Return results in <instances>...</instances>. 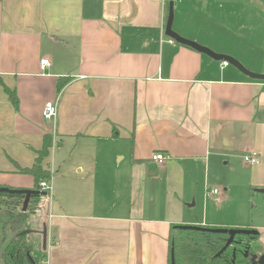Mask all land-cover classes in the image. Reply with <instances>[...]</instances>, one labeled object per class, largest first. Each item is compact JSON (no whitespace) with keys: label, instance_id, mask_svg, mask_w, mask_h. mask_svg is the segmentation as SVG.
<instances>
[{"label":"crops","instance_id":"crops-1","mask_svg":"<svg viewBox=\"0 0 264 264\" xmlns=\"http://www.w3.org/2000/svg\"><path fill=\"white\" fill-rule=\"evenodd\" d=\"M169 2L0 0V188L38 190L20 170L51 140L52 191L27 220L36 264H171L173 238L198 232L178 226L261 230L233 190L264 189V82L168 38ZM245 2L175 0L173 29L229 51L247 43Z\"/></svg>","mask_w":264,"mask_h":264},{"label":"trees","instance_id":"trees-1","mask_svg":"<svg viewBox=\"0 0 264 264\" xmlns=\"http://www.w3.org/2000/svg\"><path fill=\"white\" fill-rule=\"evenodd\" d=\"M7 93L14 97V94L6 88ZM51 140L45 139L43 149L39 152L36 163L32 168L21 169L20 172L34 177L37 189L39 184L51 176L48 170H44L42 164L49 156ZM25 202L24 195L0 193V220L6 215L4 229L18 232L16 239L11 240L1 255L4 264H34L30 256V246L26 241V235L20 234L28 229L27 220L29 216L38 209L39 197H32L26 213L22 212ZM223 236L205 232H183L180 236L174 237L172 248L175 250L177 264H226V255L220 260L213 259L221 250V238ZM186 239L192 242L189 243ZM188 243V244H186ZM174 244V246H173ZM171 248V251H172ZM36 264V263H35Z\"/></svg>","mask_w":264,"mask_h":264},{"label":"rangeland","instance_id":"rangeland-1","mask_svg":"<svg viewBox=\"0 0 264 264\" xmlns=\"http://www.w3.org/2000/svg\"><path fill=\"white\" fill-rule=\"evenodd\" d=\"M257 0H250L249 2H245L247 4V11H249V31L246 34L247 43H236V41H232V45L229 51L223 50V54H228L231 55L232 57L236 58L239 60L248 70L255 72V73H260L258 71H263L264 70V7L262 5H259L264 2H256ZM230 9V8H229ZM235 10L234 8H231ZM216 17L214 18L213 22V28H216V30H219L215 38H217L220 42L226 43L227 41L224 40L225 38V31H226V26L224 25L225 21H230V20H225L221 22V18L219 17V12L214 10L213 11ZM231 12L229 11H223L222 16L224 18L223 14H230ZM255 16H258L256 19L254 18ZM177 28V25L174 26V29ZM223 33V34H222ZM213 36H208L207 39ZM203 43H206L205 41H202ZM209 42V40H208ZM216 42V41H215ZM213 42V43H215ZM219 43V42H216ZM218 48L222 47L225 48L226 46L217 45ZM230 46V45H228ZM217 48V49H218ZM214 51V50H213ZM218 51H221L218 49ZM216 52V51H215ZM220 53V52H217ZM223 169H228L227 165H222ZM222 169V170H223ZM238 172L244 173L247 172V169L242 168L239 166L238 167ZM235 185L239 184H244L243 180L241 181H234ZM246 184V183H245ZM211 189L213 186L208 185ZM258 188H250V191L248 190V195L247 192H244L242 190H238V188H234L233 190V199L237 202H244L246 201L247 205H243L244 212L246 214V222L250 225H255L259 230V233L261 235L260 242H259V247L258 251L264 252V195L263 194H258L255 193V190ZM250 193V194H249ZM251 196V197H250ZM248 197L250 199L248 200ZM211 199V198H209ZM248 200V201H247ZM6 215L1 217L0 222L6 221ZM13 232L10 231L9 229L6 230V236L3 239V225L0 224V248L2 246H5L7 243V239L9 242V239L11 238V234ZM16 234L18 232H15ZM189 241V239H186ZM190 244H192L191 241H189ZM188 244V243H186ZM2 250H0L1 252ZM0 264H4L2 260H0Z\"/></svg>","mask_w":264,"mask_h":264},{"label":"water","instance_id":"water-1","mask_svg":"<svg viewBox=\"0 0 264 264\" xmlns=\"http://www.w3.org/2000/svg\"><path fill=\"white\" fill-rule=\"evenodd\" d=\"M174 5H175V0H170L168 17H167L166 27H165V35L168 38H170L171 40H173L174 42L180 45L190 47L194 49L195 51L208 56L214 61L221 62L227 65H231L234 68H236L239 72L246 75L252 80L264 82V73L252 72L248 70L239 60L232 57L231 55L217 53L211 50L210 48L205 47L195 41L182 37L180 34L174 31L173 29L174 20H175ZM0 193L24 195L25 202H24L23 209H22V212L24 213L27 212L28 206L30 204L32 197L34 196L40 197L42 195H46L45 193L40 192L39 190H11L8 188H0ZM256 193L264 195V189L256 190ZM176 229L184 230V231L205 232V233H211V234L220 235V236H228L229 239L226 243V246L222 249V251L218 255L223 253L233 243L236 236H250V235L258 236L259 235L258 231H255V230L252 231V230H247V229H242V228L241 229L239 228H204L200 226H178ZM30 233H31L30 230H25L20 234L29 235ZM33 263L35 264L34 260H33ZM260 263L264 264V254L260 257ZM171 264H177L175 260L174 248H172V251H171Z\"/></svg>","mask_w":264,"mask_h":264},{"label":"flooded vegetation","instance_id":"flooded-vegetation-1","mask_svg":"<svg viewBox=\"0 0 264 264\" xmlns=\"http://www.w3.org/2000/svg\"><path fill=\"white\" fill-rule=\"evenodd\" d=\"M247 230H255V228H247ZM259 232V231H258ZM260 233L258 236H236L233 243L220 255H218L222 249L226 246L229 239L228 236L221 238V250L214 255L213 259L220 260L222 262V256L226 255V264H262L260 263V257L264 252H259Z\"/></svg>","mask_w":264,"mask_h":264},{"label":"built area","instance_id":"built-area-1","mask_svg":"<svg viewBox=\"0 0 264 264\" xmlns=\"http://www.w3.org/2000/svg\"><path fill=\"white\" fill-rule=\"evenodd\" d=\"M40 66L42 70L47 69L48 67L51 66V62L49 59H44L40 62ZM57 117V105L52 102H48L45 104L44 109H43V118L50 122L55 120ZM244 161L247 164L250 165H258L260 163L259 157L257 152H249L244 155ZM154 160L158 163H163L165 160H167V156H164L163 154H158L154 156ZM40 192H43L47 195L51 194L52 191V185L50 179L42 181L39 184V189ZM206 195L208 197H214L219 195V190L217 189H206Z\"/></svg>","mask_w":264,"mask_h":264}]
</instances>
